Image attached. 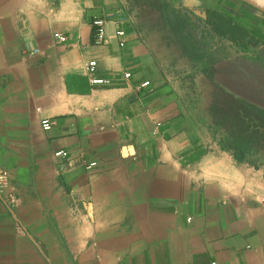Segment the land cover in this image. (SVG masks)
<instances>
[{"label":"crops","instance_id":"obj_1","mask_svg":"<svg viewBox=\"0 0 264 264\" xmlns=\"http://www.w3.org/2000/svg\"><path fill=\"white\" fill-rule=\"evenodd\" d=\"M167 8L261 42L192 60ZM240 103L264 109V11L243 0H0V170L19 197L0 200V264H264V123Z\"/></svg>","mask_w":264,"mask_h":264},{"label":"trees","instance_id":"obj_2","mask_svg":"<svg viewBox=\"0 0 264 264\" xmlns=\"http://www.w3.org/2000/svg\"><path fill=\"white\" fill-rule=\"evenodd\" d=\"M165 19L180 41L185 54L196 61L205 57L208 48L221 47L227 42L237 45L241 50L255 47L261 42L260 38L232 17L213 8L204 10L200 15L167 8ZM204 38H208V43L202 41ZM221 57V51L217 48L214 56L209 59L213 63ZM240 105L264 123V109L247 103Z\"/></svg>","mask_w":264,"mask_h":264},{"label":"built area","instance_id":"obj_3","mask_svg":"<svg viewBox=\"0 0 264 264\" xmlns=\"http://www.w3.org/2000/svg\"><path fill=\"white\" fill-rule=\"evenodd\" d=\"M105 23H106V18H97L94 20V25L97 27V40L99 42L105 40ZM117 34L119 36H124L125 32L123 29H119L117 31ZM55 40H57L58 43H65L67 42L68 38L65 34L61 32H56L54 34ZM96 66V61H91L89 63V70L91 72L94 71ZM127 77L130 76L129 73L126 74ZM94 84H101L104 82L103 79L95 78L92 80ZM149 81L144 82V86L148 85ZM43 129L49 130L52 127L53 122L45 118L41 122ZM58 155L65 156L67 153L65 151H58ZM9 179H10V173L7 169H1L0 170V200L4 202L9 208H12L13 206L17 205L19 202V197L17 195V192L15 190H8L9 186ZM216 264V263H213Z\"/></svg>","mask_w":264,"mask_h":264},{"label":"water","instance_id":"obj_4","mask_svg":"<svg viewBox=\"0 0 264 264\" xmlns=\"http://www.w3.org/2000/svg\"><path fill=\"white\" fill-rule=\"evenodd\" d=\"M253 6H255L256 8L264 11V0H243Z\"/></svg>","mask_w":264,"mask_h":264},{"label":"rangeland","instance_id":"obj_5","mask_svg":"<svg viewBox=\"0 0 264 264\" xmlns=\"http://www.w3.org/2000/svg\"><path fill=\"white\" fill-rule=\"evenodd\" d=\"M191 11V10H190ZM192 12V11H191ZM195 14H198V15H200L202 12H194ZM154 18L152 17V20H153ZM165 20V24H166V26H169L168 24H167V22H166V19H164ZM170 27V26H169ZM172 30V29H171ZM173 31V30H172ZM174 34V33H173ZM174 36H175V34H174ZM175 38L177 39V41L180 43V41L178 40V38L175 36ZM204 39H207L206 41L204 40ZM204 39H202V41L203 42H205V43H208V38H204ZM181 44V43H180ZM209 49V48H208ZM207 49V50H208ZM207 50H206V52H207ZM184 52V51H183ZM185 53V52H184ZM186 55V54H185ZM205 58V57H204ZM209 58H211V57H209ZM225 105H228V104H225Z\"/></svg>","mask_w":264,"mask_h":264}]
</instances>
